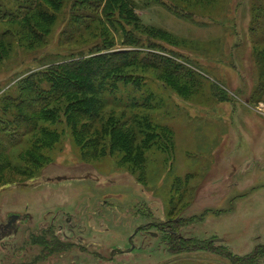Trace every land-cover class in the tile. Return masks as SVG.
<instances>
[{"label":"rangeland","instance_id":"rangeland-1","mask_svg":"<svg viewBox=\"0 0 264 264\" xmlns=\"http://www.w3.org/2000/svg\"><path fill=\"white\" fill-rule=\"evenodd\" d=\"M23 1L0 0V35H17L0 37V222L25 218L0 264H264V0H131L130 23L66 1L42 39L21 30L43 24ZM123 50L169 60L172 76L125 88L151 104L88 122L61 99L24 130L21 79Z\"/></svg>","mask_w":264,"mask_h":264},{"label":"trees","instance_id":"trees-1","mask_svg":"<svg viewBox=\"0 0 264 264\" xmlns=\"http://www.w3.org/2000/svg\"><path fill=\"white\" fill-rule=\"evenodd\" d=\"M66 1H69L71 7L87 9L89 12L85 11L83 15L86 18L93 16V14L95 15L96 9L100 6L103 16L117 13L120 15L121 21H126L127 23H130L131 19H134L130 7L131 0H24L23 3L26 4L24 6L26 10L22 9L20 15L22 11H24L23 16L35 14L43 24L42 29H40L36 21L34 23L24 22L23 24H19L23 26L20 27L21 30L26 31L25 28H27L28 33L36 39L46 37L50 29V27L48 28L49 24L53 23L56 18V12L61 9ZM73 12V18H79L76 16H80V14H75V10ZM2 13L7 14L4 11ZM10 14L17 15L15 13ZM25 20L23 18V21ZM20 28L15 32H20ZM13 31L8 28L0 35V37H4L7 34L11 35L10 40L5 39V47L10 46L13 43L12 41H15L14 37H17V35ZM32 37H30L29 41L34 40ZM161 56L159 54L156 55V53L138 56L134 50H123L98 54L91 53L88 56L73 58L52 68V75L48 77L49 80L45 87L38 84L36 77L41 79L44 76L47 77L46 74L31 73L27 75L19 82L21 94H18L15 98L9 97V99L17 100V111L19 112H17L16 117L23 116L21 124L25 131H31L35 126H38V121L35 122L34 120L37 116L47 121L56 120L55 115L57 112H47L46 108L51 103H61V99L66 100L65 107L61 112H64L68 116L75 114L88 122L99 118L102 109L108 105H122L129 108L147 107L151 104V95L143 97L144 91L135 95L125 88L127 85H139L140 82L135 77L143 76V72L154 70L172 76V74L167 73L171 65L163 63L162 60H158L157 58L160 57L166 62L169 60ZM23 109L28 112L30 111L31 114H25L22 111ZM67 111H70L72 114ZM149 123H152L153 126ZM134 124L137 125L139 132H151L150 130H153L155 127L154 123L149 120V117L136 119ZM14 133L12 132L13 136H9L8 134L4 136L9 142H12L16 139L17 135V133ZM118 137L122 139L121 136ZM111 147L115 148L118 146L112 141Z\"/></svg>","mask_w":264,"mask_h":264},{"label":"flooded vegetation","instance_id":"flooded-vegetation-1","mask_svg":"<svg viewBox=\"0 0 264 264\" xmlns=\"http://www.w3.org/2000/svg\"><path fill=\"white\" fill-rule=\"evenodd\" d=\"M12 213L8 214L6 216V219L4 222H0V239L4 238L5 236H9L12 233H10V230L12 228H14V226L16 227L17 230V224L16 222L20 219H25L23 216H20L18 219H16V221L12 222Z\"/></svg>","mask_w":264,"mask_h":264},{"label":"water","instance_id":"water-1","mask_svg":"<svg viewBox=\"0 0 264 264\" xmlns=\"http://www.w3.org/2000/svg\"><path fill=\"white\" fill-rule=\"evenodd\" d=\"M11 216H12V222L16 221V219L20 217V215L18 214H12ZM15 232H16V227L14 226V228L10 230V233H15Z\"/></svg>","mask_w":264,"mask_h":264}]
</instances>
